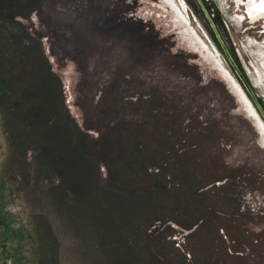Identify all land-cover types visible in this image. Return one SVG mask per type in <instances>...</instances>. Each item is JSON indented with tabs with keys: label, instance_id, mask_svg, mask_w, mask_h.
Listing matches in <instances>:
<instances>
[{
	"label": "rangeland",
	"instance_id": "obj_1",
	"mask_svg": "<svg viewBox=\"0 0 264 264\" xmlns=\"http://www.w3.org/2000/svg\"><path fill=\"white\" fill-rule=\"evenodd\" d=\"M242 8L0 0V260L264 264L262 133L214 60L264 123Z\"/></svg>",
	"mask_w": 264,
	"mask_h": 264
},
{
	"label": "flooded vegetation",
	"instance_id": "obj_2",
	"mask_svg": "<svg viewBox=\"0 0 264 264\" xmlns=\"http://www.w3.org/2000/svg\"><path fill=\"white\" fill-rule=\"evenodd\" d=\"M237 1L241 2V5L243 7L242 9L245 11L243 13L248 15L249 18H251L253 20V19H256L257 17H259V19L263 18V20H264V0H237ZM175 7H176V5H175ZM182 12L183 11H181V13ZM182 14L185 16L184 12ZM194 34L197 37V33L195 32ZM199 39H200V41H202L201 38H199ZM214 56H215L214 60L217 62V65L222 68V69L220 68L222 73L225 74L227 79L232 84V86H233L232 88L234 89L236 96L238 97L239 101L244 106V108L248 112V114L252 118H254V120L256 121L258 128H259L260 132L262 133V143H264V123L261 121L260 117L257 115L255 108L252 106L250 101L247 99L242 88L239 86V84L233 79V77L230 75V73L224 67L222 61H220L221 59H220L219 55L216 54ZM5 251H6V249L4 247V240H3V238L0 237V255L2 256V253ZM0 264H5V260L1 259Z\"/></svg>",
	"mask_w": 264,
	"mask_h": 264
},
{
	"label": "water",
	"instance_id": "obj_3",
	"mask_svg": "<svg viewBox=\"0 0 264 264\" xmlns=\"http://www.w3.org/2000/svg\"><path fill=\"white\" fill-rule=\"evenodd\" d=\"M236 75L238 76V79L241 81V83L243 84L244 89L247 91L248 95L250 96L251 100L256 104V100L255 97L252 93V91L250 90V87L248 86V84L243 80L242 76L239 74L238 71H235ZM241 87V86H240ZM257 105V104H256Z\"/></svg>",
	"mask_w": 264,
	"mask_h": 264
},
{
	"label": "bare ground",
	"instance_id": "obj_4",
	"mask_svg": "<svg viewBox=\"0 0 264 264\" xmlns=\"http://www.w3.org/2000/svg\"><path fill=\"white\" fill-rule=\"evenodd\" d=\"M184 4L183 3H181V7L183 6ZM256 19H259V17H257ZM262 19V23H263V28H264V20H263V18H260L259 20H261ZM215 54H217L216 52H215ZM254 86V85H253Z\"/></svg>",
	"mask_w": 264,
	"mask_h": 264
},
{
	"label": "trees",
	"instance_id": "obj_5",
	"mask_svg": "<svg viewBox=\"0 0 264 264\" xmlns=\"http://www.w3.org/2000/svg\"><path fill=\"white\" fill-rule=\"evenodd\" d=\"M247 93V92H246ZM256 102H257V100H256ZM252 103H253V105H254V107H256V104L252 101ZM257 108V107H256ZM259 112V111H258Z\"/></svg>",
	"mask_w": 264,
	"mask_h": 264
}]
</instances>
